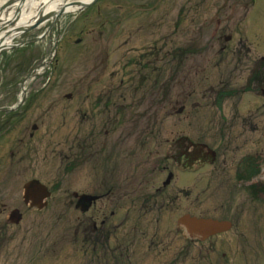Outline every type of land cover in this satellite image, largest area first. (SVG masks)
<instances>
[{
	"label": "rangeland",
	"instance_id": "obj_1",
	"mask_svg": "<svg viewBox=\"0 0 264 264\" xmlns=\"http://www.w3.org/2000/svg\"><path fill=\"white\" fill-rule=\"evenodd\" d=\"M45 24L20 34L13 41L21 42L19 46L0 52V106L25 95L21 109L28 130L32 123L40 125L37 137L30 139L28 145L27 180L36 176L52 191L41 210L31 209L22 197L21 165L6 164V168H0V225L8 222L10 210L18 207L23 213L18 225L0 229V264H94L97 258L92 260L85 245L86 212L76 207L74 196V192L83 193L86 188V167L81 163L84 155L82 159L73 157V153L81 150L83 153V145L81 150L77 146L80 136L74 132L80 134V128L83 132L84 119L76 121V118L84 117L86 100L72 98L86 96L90 80L112 83L115 92L119 82L124 81V165L139 169L141 180L150 178L157 184L164 173L160 167L149 168L146 161L151 159L152 165L165 164L161 155L169 133L184 128V118L188 117L187 127L211 140L219 125L211 86H218L219 79L229 82L230 88L238 86L237 81L246 83L249 72L220 67L215 49L225 47L227 54L254 48L261 53L264 0H94L80 11L64 14L57 24L52 23L50 33L48 28L52 25ZM36 36L42 38L34 39ZM56 39L55 52L52 46ZM77 39H81L79 43ZM147 48L155 49L158 54L153 68L155 75L137 87L133 57ZM181 48L193 55L186 57L184 63L177 59L166 66L164 59L170 58L167 50ZM53 53L52 63L30 79L25 85L26 93H22L28 74ZM224 58L231 63L227 55ZM241 59L246 62L245 57ZM93 85V90L101 89L95 87L96 82ZM255 86L249 88L243 101L226 106L230 105L227 111L234 112L238 104L244 114L253 113L261 126L260 98L255 95ZM68 93H72L71 98L66 96ZM182 105L185 108L179 115L176 111ZM238 126L236 122L234 127ZM146 129L150 133L144 132ZM138 130L141 135L135 138ZM73 159L79 165L74 166ZM210 174L211 168H207L197 178ZM215 182L204 193L201 187L194 188L188 199L189 211L218 217L222 205L230 206L232 210L227 218L234 222L233 228L213 238H222L226 246L222 239L220 246L217 241L190 240L187 256L179 257L176 264H223L226 259L222 261V250L229 254L228 264H264V206L263 210L258 209L263 211L260 213L253 211L256 208L251 202L237 195L233 200L231 195L215 198L209 194ZM173 186H176L174 181ZM180 203L181 199L174 201L169 214L173 220L182 213ZM154 218L155 215L152 218L142 215L141 227H152ZM125 246L129 248L125 250L124 264L146 263L136 260L139 251L134 252L132 244Z\"/></svg>",
	"mask_w": 264,
	"mask_h": 264
},
{
	"label": "flooded vegetation",
	"instance_id": "obj_2",
	"mask_svg": "<svg viewBox=\"0 0 264 264\" xmlns=\"http://www.w3.org/2000/svg\"><path fill=\"white\" fill-rule=\"evenodd\" d=\"M167 52L170 64L171 56H180L179 60L184 63L185 58L190 55L187 49H168ZM216 55L227 54L218 51ZM230 55L233 56L232 60L237 61L234 67H240L245 71L250 68L247 85H231L230 88L229 82L219 79L216 84L218 86H211L219 115V125L215 134L209 140L205 134L193 133L190 127H187L188 117H185V127L179 131H171L166 138V144L163 145L161 158L165 160V164L161 165L159 162L152 165L153 162H149L151 159L146 161L149 168L153 166L155 170L160 167V171L164 173L157 184L150 178L141 180L139 169L125 168L124 165L125 112L122 100L124 81L119 82L115 92L112 83L90 80L87 95L72 98L86 100L84 117L77 115L76 118V121L84 119L83 132L82 128L79 129L80 134L74 132L80 136L77 146L80 148V145H83V153L81 148L80 153H73V157L78 159H82L84 155V161L81 163H85L86 167V188L81 194H85L86 197L84 202H78L80 193L74 192V196L77 199L76 207L83 208L86 212L85 245L91 253L92 260L97 258V263L94 264H124L125 250L129 248L125 244H132L134 252L135 249L139 251L136 253V260L145 261V264L151 262L172 264L174 259L182 256L185 258L188 253L189 234L185 227H176L173 216L169 215L174 207V201L181 199L180 205L182 212L185 213L189 211L188 199L194 188L201 187L204 193V190L209 189L215 181L213 191L209 193L213 197L228 198L227 196L231 195L230 200H233L232 198L237 195L247 203L251 202L256 209H263L264 53L254 58L252 56L255 54L251 55L249 50L245 52L239 49L238 53ZM244 57L246 62H241V58ZM222 59L224 58H220ZM156 61L157 54L152 48L142 49L133 57L134 80L137 87L153 79ZM94 82L98 84L95 87L101 88L100 90L92 89ZM253 84L257 90L263 91L259 94L261 126L255 121L253 113L244 114L239 110L238 104L234 112L227 111L230 105L226 106L241 101L242 95L250 91L249 88ZM16 98V101L7 107L0 106V109L11 107L10 111L0 110V168H6V164L21 165L22 170L19 174L20 177H24L22 181L24 182L28 179L26 170L29 161V141L37 137L40 127L33 123L32 130H28L26 115L21 109L23 104L18 101V97ZM236 122L238 127H234ZM144 132L150 133V129ZM134 135L135 138L140 136V130L135 131ZM148 151L151 152L149 147ZM73 161L74 166L80 163L76 159ZM207 168H211L210 176L203 175L197 178V174H202ZM180 176L183 179L179 180ZM173 181L176 186H173ZM199 194L197 193L196 197H199ZM222 206L221 214L218 216L228 219L227 216L232 209L230 206ZM235 211L234 208L233 212ZM141 213L148 215L149 218L155 215L152 227H141L143 224ZM238 213L235 216H238ZM11 225L1 224L0 229ZM227 232L206 239L198 236L191 240L198 243L210 240L219 244L222 238L218 240L213 238ZM140 235H143V238H140ZM221 241L226 246V241L223 239ZM221 255L227 257L226 252H222Z\"/></svg>",
	"mask_w": 264,
	"mask_h": 264
},
{
	"label": "bare ground",
	"instance_id": "obj_3",
	"mask_svg": "<svg viewBox=\"0 0 264 264\" xmlns=\"http://www.w3.org/2000/svg\"><path fill=\"white\" fill-rule=\"evenodd\" d=\"M2 1L0 0V16H3V9H7V5H2ZM88 1L90 0H26L19 6L20 18L11 24L12 15L8 16L7 30L0 31V52L2 47L9 48L14 45L13 41L24 32L23 29L26 27L39 29L48 22L49 25L52 23L55 25L64 14L66 16L76 12L83 3H88ZM53 15H57V17L53 18ZM54 25L48 28L49 33L53 30Z\"/></svg>",
	"mask_w": 264,
	"mask_h": 264
},
{
	"label": "water",
	"instance_id": "obj_4",
	"mask_svg": "<svg viewBox=\"0 0 264 264\" xmlns=\"http://www.w3.org/2000/svg\"><path fill=\"white\" fill-rule=\"evenodd\" d=\"M85 5H87V3H83V6ZM48 195H50V192L48 191L47 187L43 185L39 180H30L25 185V200L28 201L29 199H32L34 203H38L39 208L43 207L46 204L42 202V200ZM10 218L11 220H15L16 222H18L21 219V214L18 210H14L11 212ZM180 221L186 224L190 232L201 231L208 232L210 234L213 232L228 229L230 227V223L227 221L197 218L189 214L184 215L180 219Z\"/></svg>",
	"mask_w": 264,
	"mask_h": 264
}]
</instances>
